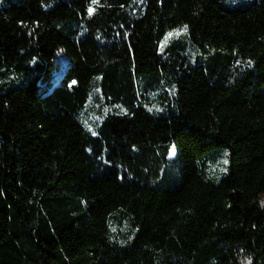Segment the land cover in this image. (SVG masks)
Segmentation results:
<instances>
[{"label":"trees","instance_id":"1","mask_svg":"<svg viewBox=\"0 0 264 264\" xmlns=\"http://www.w3.org/2000/svg\"><path fill=\"white\" fill-rule=\"evenodd\" d=\"M262 202L264 0H0V264H264Z\"/></svg>","mask_w":264,"mask_h":264},{"label":"rangeland","instance_id":"2","mask_svg":"<svg viewBox=\"0 0 264 264\" xmlns=\"http://www.w3.org/2000/svg\"><path fill=\"white\" fill-rule=\"evenodd\" d=\"M178 36V33H174L173 35H171V36H167L168 37V39H167V41L165 42V38L163 39V42H162V47L164 46V45H168L169 43V41L170 40H172L173 38H175V37H177ZM161 47V48H162ZM162 50V49H161ZM98 107V105L96 106V108ZM101 121V118H100V116L97 114V113H95V112H90L88 115H87V124H88V126H89V129L91 130V129H93V127L94 126H96V125H98L99 124V122Z\"/></svg>","mask_w":264,"mask_h":264},{"label":"snow or ice","instance_id":"3","mask_svg":"<svg viewBox=\"0 0 264 264\" xmlns=\"http://www.w3.org/2000/svg\"><path fill=\"white\" fill-rule=\"evenodd\" d=\"M98 2H99V0H93V3H94V4H95V3H98ZM89 11L91 12L92 9H89ZM184 30H185V31L187 30V26H185V29H184ZM171 35H173V34L170 33L169 36H171ZM167 39H168V37L165 38V42L167 41ZM73 83H75V82H73ZM224 163L227 164V160H225ZM262 206H264V202H262Z\"/></svg>","mask_w":264,"mask_h":264}]
</instances>
